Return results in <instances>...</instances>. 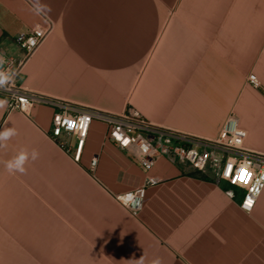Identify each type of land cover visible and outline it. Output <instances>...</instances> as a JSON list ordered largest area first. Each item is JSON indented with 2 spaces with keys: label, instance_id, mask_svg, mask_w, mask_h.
Instances as JSON below:
<instances>
[{
  "label": "crops",
  "instance_id": "1",
  "mask_svg": "<svg viewBox=\"0 0 264 264\" xmlns=\"http://www.w3.org/2000/svg\"><path fill=\"white\" fill-rule=\"evenodd\" d=\"M45 20L25 89L206 139L233 116L264 153V0H0V49L20 56L15 38ZM54 109L0 100V264H264V191L246 212L241 189L186 163L145 171L97 119L76 160V137L50 134ZM146 176L159 182L134 215L115 196Z\"/></svg>",
  "mask_w": 264,
  "mask_h": 264
},
{
  "label": "built area",
  "instance_id": "2",
  "mask_svg": "<svg viewBox=\"0 0 264 264\" xmlns=\"http://www.w3.org/2000/svg\"><path fill=\"white\" fill-rule=\"evenodd\" d=\"M52 30L53 23L45 20L44 24L19 34L15 42L21 50L20 56L9 55L0 49V75L3 76L0 100L6 103L8 112L19 110L29 115L37 105L54 106L50 134L56 139L62 134L74 135L76 160L82 151L91 121L100 120L107 126V140L128 153L145 171L154 166L157 157H165L172 163H186L192 169L210 175L217 183L226 182L229 186L226 193L230 197L234 196V189H241L243 195L240 207L246 212L254 208L264 191V153L243 146L245 133L237 127L235 117L228 118L216 139H206L153 123L133 109L111 113L25 89L21 84L25 65ZM248 79L257 85L254 75ZM96 163L97 158L94 157L92 169ZM238 176L241 179H237ZM158 182L156 177L146 176L141 185L115 197L132 214L137 215L143 207L146 188ZM249 200L252 201L250 206Z\"/></svg>",
  "mask_w": 264,
  "mask_h": 264
},
{
  "label": "clouds",
  "instance_id": "3",
  "mask_svg": "<svg viewBox=\"0 0 264 264\" xmlns=\"http://www.w3.org/2000/svg\"><path fill=\"white\" fill-rule=\"evenodd\" d=\"M2 82H3V76L0 75V83H2ZM8 135H10V133H4L3 135H0V139H6V137H7ZM37 156H38V153L34 150V151L32 152V159L35 160V159L37 158ZM20 158H26V154H25L23 157H20ZM7 167H8L9 172H13L14 169H17V166L13 163V161H10V162L8 163ZM17 171H21V172H23L24 169L20 168V169H18ZM140 260H141V264H142L143 257H142ZM152 264H160L159 259L154 260V261L152 262Z\"/></svg>",
  "mask_w": 264,
  "mask_h": 264
},
{
  "label": "snow or ice",
  "instance_id": "4",
  "mask_svg": "<svg viewBox=\"0 0 264 264\" xmlns=\"http://www.w3.org/2000/svg\"><path fill=\"white\" fill-rule=\"evenodd\" d=\"M81 127H83V125H81ZM125 143H127V141H125ZM240 171L243 172V169H241ZM237 179H241V177L238 176ZM251 203H252V201L249 200V201H248V205L250 206Z\"/></svg>",
  "mask_w": 264,
  "mask_h": 264
}]
</instances>
